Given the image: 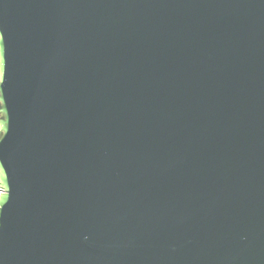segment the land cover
Segmentation results:
<instances>
[{
  "label": "water",
  "instance_id": "water-1",
  "mask_svg": "<svg viewBox=\"0 0 264 264\" xmlns=\"http://www.w3.org/2000/svg\"><path fill=\"white\" fill-rule=\"evenodd\" d=\"M0 264H264V0H0Z\"/></svg>",
  "mask_w": 264,
  "mask_h": 264
},
{
  "label": "snow or ice",
  "instance_id": "snow-or-ice-1",
  "mask_svg": "<svg viewBox=\"0 0 264 264\" xmlns=\"http://www.w3.org/2000/svg\"><path fill=\"white\" fill-rule=\"evenodd\" d=\"M0 68H2V64H0ZM0 74H2V73H0Z\"/></svg>",
  "mask_w": 264,
  "mask_h": 264
},
{
  "label": "built area",
  "instance_id": "built-area-1",
  "mask_svg": "<svg viewBox=\"0 0 264 264\" xmlns=\"http://www.w3.org/2000/svg\"><path fill=\"white\" fill-rule=\"evenodd\" d=\"M1 193V192H0Z\"/></svg>",
  "mask_w": 264,
  "mask_h": 264
}]
</instances>
